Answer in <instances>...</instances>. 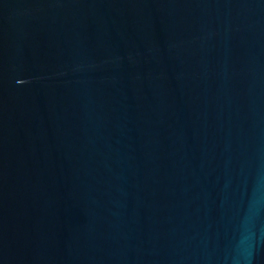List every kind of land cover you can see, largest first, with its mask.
<instances>
[{
    "label": "water",
    "instance_id": "obj_1",
    "mask_svg": "<svg viewBox=\"0 0 264 264\" xmlns=\"http://www.w3.org/2000/svg\"><path fill=\"white\" fill-rule=\"evenodd\" d=\"M0 264H264V0H0Z\"/></svg>",
    "mask_w": 264,
    "mask_h": 264
}]
</instances>
